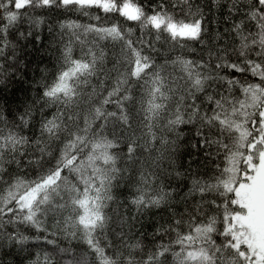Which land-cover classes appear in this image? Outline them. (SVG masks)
<instances>
[{
  "label": "snow or ice",
  "instance_id": "6c2138e0",
  "mask_svg": "<svg viewBox=\"0 0 264 264\" xmlns=\"http://www.w3.org/2000/svg\"><path fill=\"white\" fill-rule=\"evenodd\" d=\"M0 264H264V0H0Z\"/></svg>",
  "mask_w": 264,
  "mask_h": 264
}]
</instances>
